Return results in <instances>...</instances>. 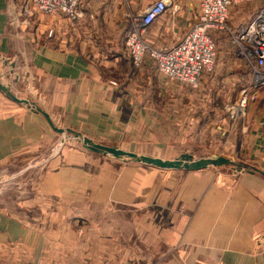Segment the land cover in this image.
Returning <instances> with one entry per match:
<instances>
[{
  "label": "crops",
  "instance_id": "obj_1",
  "mask_svg": "<svg viewBox=\"0 0 264 264\" xmlns=\"http://www.w3.org/2000/svg\"><path fill=\"white\" fill-rule=\"evenodd\" d=\"M156 1L82 0V21L40 24L44 15L36 13L25 21L29 35L21 30L18 39L9 25L10 0H0V56L13 67L26 56L47 102L33 108L0 88V164L70 131L165 162L190 155L236 165L163 169L78 146L53 159L58 167L24 220L0 207V259L77 242L78 228L88 225L93 241L133 254L123 256L128 263L264 264V107L251 102L236 120L227 111L251 68L225 35H215L216 65L196 91L165 81L151 62L135 67L125 35ZM166 1L172 10L144 35L157 48L180 42L198 13L199 0ZM262 6L250 0L232 7L230 24L247 23Z\"/></svg>",
  "mask_w": 264,
  "mask_h": 264
},
{
  "label": "built area",
  "instance_id": "obj_2",
  "mask_svg": "<svg viewBox=\"0 0 264 264\" xmlns=\"http://www.w3.org/2000/svg\"><path fill=\"white\" fill-rule=\"evenodd\" d=\"M249 1L199 0L195 25L184 38L171 47L157 48L150 45L144 35L172 10L166 0H158L137 17L126 32V51L135 67L141 68L151 62L165 81L178 84L182 90L196 91L201 87L204 75L216 65L215 35L227 36L237 56L251 68L249 83L241 90L240 98L227 106L233 120L245 118L250 103L264 87V0H261L263 6L256 17L247 23L232 26L229 20L232 7ZM81 5L82 0H10L7 6L9 24L13 26L20 17H33L35 13L48 17L65 16L71 22H79L86 17ZM52 35L50 32L49 36Z\"/></svg>",
  "mask_w": 264,
  "mask_h": 264
},
{
  "label": "rangeland",
  "instance_id": "obj_3",
  "mask_svg": "<svg viewBox=\"0 0 264 264\" xmlns=\"http://www.w3.org/2000/svg\"><path fill=\"white\" fill-rule=\"evenodd\" d=\"M55 19H65L69 23H76L71 22L65 16L48 17L45 15L40 17L39 23L40 20L43 24L45 21ZM25 21L28 22V17L22 16L19 18L17 23L15 22L16 24L14 23L13 26L9 24L14 35L17 36L19 34V36L16 37L18 39L20 38V32L24 31V33H27L32 25L25 23ZM26 35L29 34L27 33ZM28 39L29 37H26L23 41L27 42ZM20 56L21 55H19L18 58L19 62L17 61L14 67L10 64L11 61L6 60L7 58H1L0 56V83L6 87L12 95L21 100L28 101V103H26L27 105L33 108H37L38 106L41 107L44 102L47 104L45 96L43 95V92L40 91L41 89L38 86V81L33 78L29 68L26 66V56ZM259 92H261V90H259ZM4 94L8 96L5 92ZM263 96L264 93L262 92L259 99L252 102L259 105L258 110H262L264 107V98L262 99ZM85 140L87 139L70 131H60L56 138L52 139L49 143L42 144L38 150L23 153L13 160L0 164V207L3 206L4 208L9 209L13 216L24 220L26 218L25 214L27 210L31 208V204L33 203L31 201L33 198H36V196L42 194L43 189L46 186L45 183L58 167L52 166L53 159L59 157L68 150L78 148V146L89 149L88 146H91L90 144L103 145L90 140L85 142ZM106 156H109L112 159H117L109 154H106ZM197 159H199V156L198 158H193V160ZM119 160H121L122 164L128 162L155 167L154 165L137 162L131 159H128V161L125 159ZM218 168H220V166ZM34 203L42 202L35 201ZM83 227L82 229L84 233L81 228H78L77 242H64L60 244L61 246H56L55 249L51 250L45 248H39L38 250H20L19 257H5L0 259V264H139L137 258L134 259L136 260L134 263H128L129 258H123L126 254H128L129 257H132L133 254H130V252L123 253L120 250L117 254L114 253L113 249L107 248V242H102L97 239L96 241H93L94 237L92 234H90V232H85L88 225L84 228ZM89 229L90 228H87V230ZM101 235H103V233H95V237H101ZM34 252L36 254H33ZM52 253H55V255L52 256ZM135 253L137 254V250Z\"/></svg>",
  "mask_w": 264,
  "mask_h": 264
},
{
  "label": "water",
  "instance_id": "obj_4",
  "mask_svg": "<svg viewBox=\"0 0 264 264\" xmlns=\"http://www.w3.org/2000/svg\"><path fill=\"white\" fill-rule=\"evenodd\" d=\"M0 88L15 102L28 103V101L21 100V99L17 98L16 96L12 95L6 89V87H4L1 83H0ZM86 141L87 140H85V142ZM90 145L91 146H88V148L90 150H92L93 152L106 153V154H109L115 158L125 159L126 161H128V159H131V160H134L137 162H143V163H147L150 165H154V166H157V167L163 168V169L184 168L187 170H202V169H206L210 166H215V167L220 166L221 167V166H225V165H233V166L236 165L235 162H233L232 160H228V159L223 158V157L216 158V159H208V160H193V157L190 155L184 156L180 160H176L174 162H165V161L160 160V159L138 156L136 154H133L130 152H125L123 150H118V149L113 148V147H108V146H103V145H92V144H90ZM237 170L238 171L242 170L241 165H239V164L237 165Z\"/></svg>",
  "mask_w": 264,
  "mask_h": 264
}]
</instances>
